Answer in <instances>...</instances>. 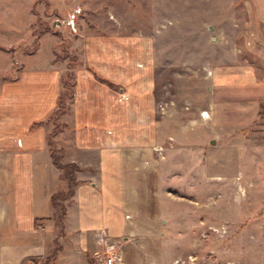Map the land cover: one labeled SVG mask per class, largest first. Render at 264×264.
Masks as SVG:
<instances>
[{"label":"crops","instance_id":"0c3cea01","mask_svg":"<svg viewBox=\"0 0 264 264\" xmlns=\"http://www.w3.org/2000/svg\"><path fill=\"white\" fill-rule=\"evenodd\" d=\"M231 3L242 17L219 24L216 35L223 44L230 31L231 64L215 53L209 119L198 118L192 130L182 118L158 116L151 59L128 60L125 38L91 36L78 55L85 68L74 70L64 123L70 140L55 156L48 121L65 71L32 60L7 78L11 65L0 53V264H42L54 254L48 264H91L93 232L101 228L124 240L155 236L159 148L202 145L208 128L248 127L264 110V0ZM53 156L77 169L67 174ZM69 187L72 194L53 206L51 197Z\"/></svg>","mask_w":264,"mask_h":264},{"label":"rangeland","instance_id":"374dc122","mask_svg":"<svg viewBox=\"0 0 264 264\" xmlns=\"http://www.w3.org/2000/svg\"><path fill=\"white\" fill-rule=\"evenodd\" d=\"M234 6L231 0H0V53L11 65L3 75L14 76L32 60L74 74L85 68L78 55L88 37H122L128 60L153 63L158 116L182 118L192 130L198 118L209 119L215 53L225 55L224 67L231 64L230 31L222 32L223 44L216 35L217 26L242 17ZM73 90L63 91V109L48 121L55 156L70 140L64 123ZM206 137L202 145L172 141L159 148L156 234L118 237L123 264H264V110L248 127L208 128Z\"/></svg>","mask_w":264,"mask_h":264},{"label":"built area","instance_id":"2783aa9c","mask_svg":"<svg viewBox=\"0 0 264 264\" xmlns=\"http://www.w3.org/2000/svg\"><path fill=\"white\" fill-rule=\"evenodd\" d=\"M91 264H123L122 240L112 237L105 228L93 232Z\"/></svg>","mask_w":264,"mask_h":264},{"label":"trees","instance_id":"16d2710c","mask_svg":"<svg viewBox=\"0 0 264 264\" xmlns=\"http://www.w3.org/2000/svg\"><path fill=\"white\" fill-rule=\"evenodd\" d=\"M0 48H3V47H0ZM61 82H62V91L60 93V96H59V102H58V107H57V110L58 109H63V105H61V100H62V93L63 91H66V89H69L70 87L73 89L74 88V84H75V77H74V74L70 71V72H67L66 74H64L61 78ZM70 83V85H69ZM72 97H73V94L70 92V99L72 100ZM53 161L55 163V165L59 168H63L65 169V172L67 171V174H70L72 173L73 170H76L77 167H75V165H71V164H67V165H61L60 163H58V160L56 157L53 156ZM72 194V188L69 187L68 190L66 192L64 191H61V192H56L52 197H51V201H52V204L53 206H56L58 203H57V200H64L66 199L67 197H69L70 195ZM61 210H62V214H63V206H61ZM49 259H46V261L42 264H48L49 263Z\"/></svg>","mask_w":264,"mask_h":264},{"label":"water","instance_id":"95a60500","mask_svg":"<svg viewBox=\"0 0 264 264\" xmlns=\"http://www.w3.org/2000/svg\"><path fill=\"white\" fill-rule=\"evenodd\" d=\"M210 142H211V143H213L214 141H213V140H211Z\"/></svg>","mask_w":264,"mask_h":264}]
</instances>
